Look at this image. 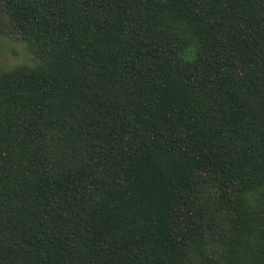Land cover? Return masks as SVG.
<instances>
[{
  "label": "trees",
  "instance_id": "1",
  "mask_svg": "<svg viewBox=\"0 0 264 264\" xmlns=\"http://www.w3.org/2000/svg\"><path fill=\"white\" fill-rule=\"evenodd\" d=\"M0 264H264V0H0Z\"/></svg>",
  "mask_w": 264,
  "mask_h": 264
},
{
  "label": "rangeland",
  "instance_id": "2",
  "mask_svg": "<svg viewBox=\"0 0 264 264\" xmlns=\"http://www.w3.org/2000/svg\"><path fill=\"white\" fill-rule=\"evenodd\" d=\"M25 64H32V54L27 44L17 37L0 33V71Z\"/></svg>",
  "mask_w": 264,
  "mask_h": 264
}]
</instances>
